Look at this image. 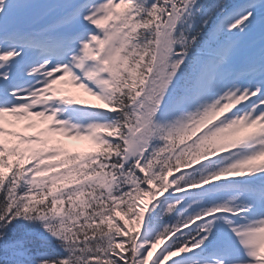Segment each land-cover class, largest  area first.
Instances as JSON below:
<instances>
[{"label": "snow or ice", "instance_id": "1", "mask_svg": "<svg viewBox=\"0 0 264 264\" xmlns=\"http://www.w3.org/2000/svg\"><path fill=\"white\" fill-rule=\"evenodd\" d=\"M0 264H264V0H0Z\"/></svg>", "mask_w": 264, "mask_h": 264}, {"label": "rangeland", "instance_id": "2", "mask_svg": "<svg viewBox=\"0 0 264 264\" xmlns=\"http://www.w3.org/2000/svg\"><path fill=\"white\" fill-rule=\"evenodd\" d=\"M68 87L71 88V85ZM73 94L78 96L79 98L85 100V101H90L91 98L87 96L86 93H83L82 90H77V89H72ZM67 143L71 146L73 151H80V152H85L87 150V144H91L90 141L88 140H70L67 141Z\"/></svg>", "mask_w": 264, "mask_h": 264}]
</instances>
